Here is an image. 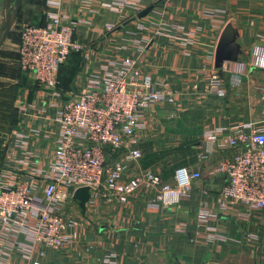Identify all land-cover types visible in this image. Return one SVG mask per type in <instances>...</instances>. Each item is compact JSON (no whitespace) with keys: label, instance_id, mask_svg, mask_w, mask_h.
Returning <instances> with one entry per match:
<instances>
[{"label":"crops","instance_id":"crops-1","mask_svg":"<svg viewBox=\"0 0 264 264\" xmlns=\"http://www.w3.org/2000/svg\"><path fill=\"white\" fill-rule=\"evenodd\" d=\"M115 1L130 5L118 10ZM54 15L73 27L82 47L59 67L60 97H77L90 79L105 76L125 58L134 59L157 89L172 94L171 103L143 111L135 131L142 156L128 164L124 181L153 172L172 184L179 168L199 172L200 178L177 206L153 207L156 190L145 185L124 203L111 196L88 201L84 211L72 197L60 211L78 222L75 236L56 250L36 244L35 212L46 207L44 188L59 140L58 99L31 75L12 80L19 88L17 108L14 123L0 131L6 136L0 139V186L28 180L33 202L26 226L1 238L0 264H264V210L246 219L225 217L217 202L225 178L212 171L232 151L214 150L206 160L198 158L205 134L221 131L223 140L232 126L264 124V69L249 67L241 76L233 72L236 64L250 61L254 49L264 50V0H22L0 48V66L6 45L17 52L15 26L45 25ZM227 24L235 29L243 54L239 62L216 69L215 49ZM215 73L226 90L223 98L208 86ZM105 152L111 164L122 151Z\"/></svg>","mask_w":264,"mask_h":264},{"label":"built area","instance_id":"built-area-1","mask_svg":"<svg viewBox=\"0 0 264 264\" xmlns=\"http://www.w3.org/2000/svg\"><path fill=\"white\" fill-rule=\"evenodd\" d=\"M121 10L130 2H113ZM112 27H108L111 30ZM82 47L75 41L73 27L63 24L59 16H50L45 25H24L17 45L18 66L31 75L35 84L58 99L56 121L59 140L50 167L52 177L44 188L46 207L36 209L35 242L51 249H59L72 237L78 222L63 215L60 205L71 199L76 190L87 188L89 201L107 200L116 196L126 202L142 186L155 188L153 207L177 206L192 190V182L199 172L179 168L173 183H163L153 172L136 174L124 181L130 162L141 158L136 147L135 131L140 126L143 111L162 101L171 103L172 94L157 89L147 73L132 58L112 64L105 76H94L77 97H60L58 70ZM249 67L264 69V50L256 48L248 63L233 68L237 76ZM208 86L217 97L226 94L218 75L212 74ZM221 137V138H220ZM205 145L199 160H206L214 150L225 152L212 173L225 178L217 202L222 216L249 218L253 212L264 210V124L249 129L232 126L222 140V132L205 134ZM221 142H220V141ZM105 148L121 150L119 160L107 164ZM33 190L28 180H13L0 186V240L13 229L26 226L32 212ZM43 257V253L39 252ZM32 264H46L41 260Z\"/></svg>","mask_w":264,"mask_h":264},{"label":"water","instance_id":"water-1","mask_svg":"<svg viewBox=\"0 0 264 264\" xmlns=\"http://www.w3.org/2000/svg\"><path fill=\"white\" fill-rule=\"evenodd\" d=\"M22 0H2L1 1V12H0V48L8 38L10 31L15 24ZM152 6L141 11L137 18L145 16ZM237 33L231 24H227L223 29L218 43L215 49L214 55V67L220 69L224 62H239L241 59L242 50L236 43ZM4 134H0V139H5ZM73 199L79 204L82 211L85 210V206L90 199L87 188H80L73 194Z\"/></svg>","mask_w":264,"mask_h":264},{"label":"rangeland","instance_id":"rangeland-1","mask_svg":"<svg viewBox=\"0 0 264 264\" xmlns=\"http://www.w3.org/2000/svg\"><path fill=\"white\" fill-rule=\"evenodd\" d=\"M26 25H34V24H26ZM23 26H15L13 35L14 36V44L17 45V40L19 39L20 30ZM16 39V40H15ZM12 42V41H11ZM8 51L3 52L1 66H0V77H9L5 78L4 81H0V131L8 130L10 127L9 120L11 121L14 115L15 102H17V91H18V84L17 82L24 81L22 76H26L21 72L18 66V58L16 47L9 44L6 45ZM15 51V52H14ZM8 79V80H7ZM14 80V81H12ZM1 149H0V158H1ZM70 206L71 202H68Z\"/></svg>","mask_w":264,"mask_h":264},{"label":"trees","instance_id":"trees-1","mask_svg":"<svg viewBox=\"0 0 264 264\" xmlns=\"http://www.w3.org/2000/svg\"><path fill=\"white\" fill-rule=\"evenodd\" d=\"M75 54V53H74ZM73 55V54H72ZM58 80H59V78H58ZM10 119H12L11 121L9 120V123L10 124H13L14 123V117L13 118H10Z\"/></svg>","mask_w":264,"mask_h":264}]
</instances>
